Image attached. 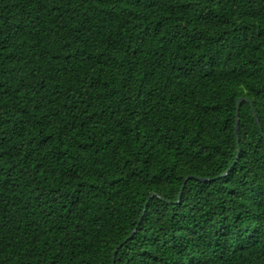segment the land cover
<instances>
[{
    "label": "trees",
    "instance_id": "1",
    "mask_svg": "<svg viewBox=\"0 0 264 264\" xmlns=\"http://www.w3.org/2000/svg\"><path fill=\"white\" fill-rule=\"evenodd\" d=\"M263 65L264 0H0V264H264Z\"/></svg>",
    "mask_w": 264,
    "mask_h": 264
},
{
    "label": "water",
    "instance_id": "2",
    "mask_svg": "<svg viewBox=\"0 0 264 264\" xmlns=\"http://www.w3.org/2000/svg\"><path fill=\"white\" fill-rule=\"evenodd\" d=\"M263 67H264V65H263ZM243 101H248V100L245 99V98L240 97V98H237V99H236V102H235V110H236V111H235V127H234V130H235V135H236V136H237V130H238V109H239V105H240ZM253 117H254V119H255L254 121L256 122V125H257V127H258V129H259V132H260L259 124L257 123L256 115H255L254 112H253ZM237 152H238V149H237ZM234 163H235V161L232 163V165H234ZM232 165H231V166H232ZM231 166L228 167L227 171L224 172L223 175H225V174L228 172V170L230 169ZM190 178H196V179H198V180H200V181L207 180V179H205V178H200V177H195V176H186V177L184 178V180H183V184L186 182L187 179H190ZM180 194H181V190H180V193L178 194V198L180 197ZM153 196H156V194L152 193V194L150 195V197H153ZM150 197H149V198H150ZM132 233H133V232H132ZM132 233L129 235V237L132 235ZM125 240H127V239H125ZM120 246H121V244H120L118 247H120ZM118 247H117V248H118ZM117 248H115L114 253H113V255H112V264H113V261H114V254H115Z\"/></svg>",
    "mask_w": 264,
    "mask_h": 264
}]
</instances>
